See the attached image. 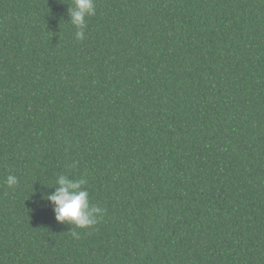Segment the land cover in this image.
<instances>
[{"label": "trees", "instance_id": "obj_1", "mask_svg": "<svg viewBox=\"0 0 264 264\" xmlns=\"http://www.w3.org/2000/svg\"><path fill=\"white\" fill-rule=\"evenodd\" d=\"M95 5L0 0V264H264V0Z\"/></svg>", "mask_w": 264, "mask_h": 264}, {"label": "clouds", "instance_id": "obj_2", "mask_svg": "<svg viewBox=\"0 0 264 264\" xmlns=\"http://www.w3.org/2000/svg\"><path fill=\"white\" fill-rule=\"evenodd\" d=\"M95 14V0H72V6L68 8V22L77 29L75 33L77 40L84 39L87 18ZM17 184L16 176L9 174L6 177L5 185L9 189ZM85 184L86 180L83 178L74 179L68 174H62L56 178L55 190L43 197L53 206L55 220L72 226L69 232L74 238H79V233L74 229L93 228L101 217L102 210L90 202Z\"/></svg>", "mask_w": 264, "mask_h": 264}]
</instances>
